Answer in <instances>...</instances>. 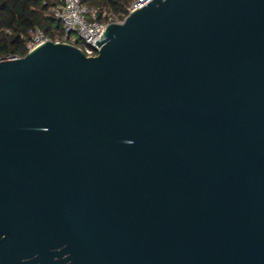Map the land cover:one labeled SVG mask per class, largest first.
<instances>
[{
  "label": "water",
  "instance_id": "obj_1",
  "mask_svg": "<svg viewBox=\"0 0 264 264\" xmlns=\"http://www.w3.org/2000/svg\"><path fill=\"white\" fill-rule=\"evenodd\" d=\"M94 43L0 59V264H264V0Z\"/></svg>",
  "mask_w": 264,
  "mask_h": 264
},
{
  "label": "trees",
  "instance_id": "obj_2",
  "mask_svg": "<svg viewBox=\"0 0 264 264\" xmlns=\"http://www.w3.org/2000/svg\"><path fill=\"white\" fill-rule=\"evenodd\" d=\"M104 22L115 15L123 20L134 0H81ZM53 1L0 0V59L7 55L22 56L28 51L27 43L36 28H40L52 40L64 34L62 23L53 15ZM82 46L80 38L75 41Z\"/></svg>",
  "mask_w": 264,
  "mask_h": 264
},
{
  "label": "built area",
  "instance_id": "obj_3",
  "mask_svg": "<svg viewBox=\"0 0 264 264\" xmlns=\"http://www.w3.org/2000/svg\"><path fill=\"white\" fill-rule=\"evenodd\" d=\"M53 1L55 5L52 8L53 15L62 23L64 34L61 39L55 41H64L75 44L77 38H80L83 45L80 46L87 55H95L98 47H95V39H101L106 24L113 21H122L115 15L110 16V21L104 22L97 18V14L88 5L81 0H43V3ZM151 0H134L128 8V13L135 8H140ZM46 39H50L40 29L36 28L32 37L27 43L28 50L39 45ZM12 55H7L11 57Z\"/></svg>",
  "mask_w": 264,
  "mask_h": 264
}]
</instances>
